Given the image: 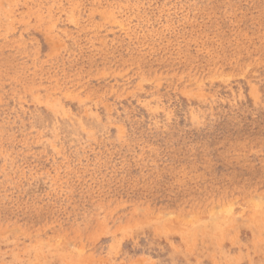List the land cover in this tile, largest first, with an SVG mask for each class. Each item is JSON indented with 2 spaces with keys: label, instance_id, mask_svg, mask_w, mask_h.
<instances>
[{
  "label": "rangeland",
  "instance_id": "374dc122",
  "mask_svg": "<svg viewBox=\"0 0 264 264\" xmlns=\"http://www.w3.org/2000/svg\"><path fill=\"white\" fill-rule=\"evenodd\" d=\"M0 264H264V0H0Z\"/></svg>",
  "mask_w": 264,
  "mask_h": 264
}]
</instances>
